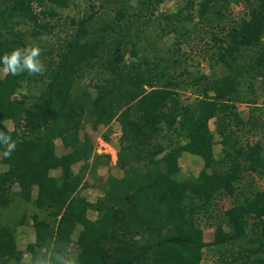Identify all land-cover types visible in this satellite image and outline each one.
Segmentation results:
<instances>
[{"label": "trees", "instance_id": "obj_1", "mask_svg": "<svg viewBox=\"0 0 264 264\" xmlns=\"http://www.w3.org/2000/svg\"><path fill=\"white\" fill-rule=\"evenodd\" d=\"M71 1L0 0V56L68 23L43 72L0 78V131L16 142L9 156L0 148V264H202L204 252L213 264H264V0H182L164 15L166 0H97L61 23ZM239 3L243 14L227 17L225 5ZM190 39L207 73L184 66ZM113 120L122 176H108L90 203L80 188L93 148L80 131ZM57 139L68 152L56 153ZM183 154L201 160L197 176L181 174ZM20 199L36 208L28 260L15 244L24 216L3 219Z\"/></svg>", "mask_w": 264, "mask_h": 264}, {"label": "rangeland", "instance_id": "obj_2", "mask_svg": "<svg viewBox=\"0 0 264 264\" xmlns=\"http://www.w3.org/2000/svg\"><path fill=\"white\" fill-rule=\"evenodd\" d=\"M97 0H72L70 2V6L67 10L62 12L61 18L65 19L68 17H81L82 12H89L91 9L95 10L98 5L96 3ZM241 3V2H240ZM232 4L225 5L224 9L227 17L229 18H239L243 14V5L241 4ZM95 4L94 8L91 5ZM184 5L182 0H166L164 1L158 8L157 14H174ZM100 14V13H99ZM103 14V13H102ZM68 28V23L66 22L62 28L61 25L52 31L49 35L43 36L40 39H30V46H37L40 49L39 59L44 61L43 65H46V60L48 59L49 50L55 48L56 43L58 42L62 32L59 33L60 29L62 31ZM150 29L154 30V26ZM167 41V45L173 42V36L169 35L165 38ZM190 47L186 46L184 50L186 62V69L191 72H208V68L204 62H202V55L200 51L199 44H196V40L190 39L189 41ZM220 72V70H219ZM6 72L3 71V68L0 67V78H3ZM25 94V91H21ZM186 94H192L191 89L186 91ZM263 95L258 97V104L264 105L263 103ZM238 111L242 116L247 114L248 108L246 106H237ZM3 125L8 129H12V122L10 120H6L3 122ZM210 129L213 130V124L210 122ZM83 134L88 135L91 145H92V154L88 159L87 170L82 177V187L80 188V195L86 199L90 203H95L96 199L100 197L104 190V185L106 178L108 176H113L119 178L122 176V172L115 165L116 161V152L118 149V137L120 135L119 125L116 121H111L107 126L99 125L95 129H93L89 124H86L84 128L80 131V136ZM104 136L108 138V141L104 140ZM215 144L213 146V151L215 156H218L220 145L218 143V137L215 136ZM56 153L59 155L65 154L69 151V149L65 148L63 144L57 139L54 141ZM83 163H78L73 167L74 172L79 171V168ZM180 171L182 175L185 176H197L199 171L202 168V162L199 158L189 155L183 154L179 158L178 161ZM5 170L4 165L0 164V171ZM59 171L54 170L51 171V176H58ZM35 196V190L32 192V197ZM231 204V200L223 199L220 201V206L222 205L224 208H228ZM36 213V208L31 203L23 202L21 199L14 201L8 207L6 212L3 214L4 222L10 226H13L24 216V220L22 221V225H16L14 227L15 230V244L19 251L23 253L24 260H28L29 254L26 252V247L28 244L34 241V230L32 227V223L30 217L32 214ZM97 217L96 212L91 208L86 213V218L90 220H94ZM204 220L199 222V225L202 230V239L204 242L209 243L213 240V228L204 225ZM81 230V226L77 225L74 229L71 240L74 243L77 239V236ZM216 254H210L204 252L202 264H213L216 260Z\"/></svg>", "mask_w": 264, "mask_h": 264}, {"label": "clouds", "instance_id": "obj_3", "mask_svg": "<svg viewBox=\"0 0 264 264\" xmlns=\"http://www.w3.org/2000/svg\"><path fill=\"white\" fill-rule=\"evenodd\" d=\"M39 56L40 49L37 46L16 48L0 56V66H2L4 72L13 76L23 72L38 74L44 71V65ZM0 148L4 149L3 154L5 156L11 155L16 148V142L4 131H0ZM55 262L56 264H76L75 258L69 257L66 259L63 256H56ZM34 264H49V261L37 258Z\"/></svg>", "mask_w": 264, "mask_h": 264}]
</instances>
